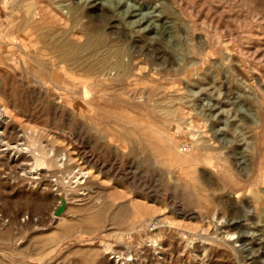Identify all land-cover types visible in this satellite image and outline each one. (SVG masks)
Returning a JSON list of instances; mask_svg holds the SVG:
<instances>
[{"label": "rangeland", "instance_id": "374dc122", "mask_svg": "<svg viewBox=\"0 0 264 264\" xmlns=\"http://www.w3.org/2000/svg\"><path fill=\"white\" fill-rule=\"evenodd\" d=\"M9 1L0 264H264V0L39 2L53 44L97 30L114 46L120 35L137 93L126 82L92 90L87 65L51 78L36 28L29 54L7 43Z\"/></svg>", "mask_w": 264, "mask_h": 264}, {"label": "bare ground", "instance_id": "6f19581e", "mask_svg": "<svg viewBox=\"0 0 264 264\" xmlns=\"http://www.w3.org/2000/svg\"><path fill=\"white\" fill-rule=\"evenodd\" d=\"M7 1V0H6ZM42 1V0H21L19 2V0H12V1H9L12 5V12L9 13V16L7 18V26L6 28L3 29V32H4V35H5V32H12V31H15L17 33V35H14L11 34V37H10V41H8L7 43L10 44V45H16L17 47H19V49L23 50L24 52H26V54L30 53V51H28V47L30 45H27L28 43V40H29V37L32 35V33L30 32L32 28H36V36L41 40L42 39H45V42H46V45L45 47L47 46H51V56L48 57V61L47 59L44 58V62L41 60V62H43V64L40 62V64H42V66L40 65V67H42V69H44L45 73H47L51 78L55 75V74H58L56 75L57 77H62L66 74H68L70 71L68 68H64V65L65 66H68L70 69H73V68H78L79 69V66H82V65H87L89 67V70L92 72V90H94L95 88H99V91L101 90L102 88V91H103V88H109V85L112 84L113 82H126L125 85L126 88H129L130 90L132 91H135L136 90H133L131 88H133L134 86H136L140 81V79L138 80L136 77V66H134V59L132 56L131 59L129 60H125L124 59V56L127 55L129 53L128 49L124 46V39H122V37L119 35V39L118 40H121V42L124 44H122L121 42H118V43H121V44H114V46H111V45H108V43L105 42L106 40V37L104 34L102 33H97V34H94L97 32V30L92 33L91 35H88L86 38V41L79 45H75V44H71L70 42L71 41H62L61 43H54V41H56L55 39V33L53 31H51L54 27H50V26H44L43 23L41 25V23L37 22L38 21V18L36 19V16L37 15H40L41 16V19L43 18H46L44 17V13L41 11V9L43 7H39L38 4H40L39 2ZM48 1V0H47ZM52 1V0H51ZM72 8V6L70 7ZM73 10V8L71 9V11ZM16 11L17 14L15 13ZM44 11V10H43ZM51 11V10H50ZM75 11V8L74 10ZM52 12V11H51ZM45 13H47L45 11ZM11 16H14L13 19ZM52 18V16H51ZM54 18V17H53ZM52 18V19H53ZM74 18V17H73ZM40 19V20H41ZM50 19V18H49ZM70 19V18H69ZM78 19V17H75L74 18V21ZM56 20V19H54ZM73 20V19H72ZM43 21V20H41ZM57 21V20H56ZM51 22H55V21H51ZM91 31V30H90ZM92 32V31H91ZM9 36V35H7ZM6 36V37H7ZM37 38V39H38ZM16 39L18 40L17 43L16 42ZM38 39V40H39ZM66 39V38H65ZM108 40V39H107ZM40 41V40H39ZM44 41V40H43ZM126 41V40H125ZM2 42L0 40V51L2 52ZM31 42V41H30ZM41 42V41H40ZM64 42V43H63ZM32 43V42H31ZM73 43V42H72ZM112 44V43H110ZM118 44V45H117ZM27 47V48H26ZM44 47V48H45ZM185 47V46H184ZM42 48V47H41ZM40 48V49H41ZM47 49V48H46ZM186 49V48H185ZM42 51V53L45 52V50H43V48L40 50ZM184 51V50H183ZM20 52V50H19ZM35 52V51H34ZM38 52V51H36ZM185 52V51H184ZM183 52V55H185V53ZM40 54H42L41 52H38ZM131 53V52H130ZM37 54V53H36ZM132 54V53H131ZM43 55V54H42ZM49 55V54H48ZM47 55V56H48ZM1 56H3L2 54H0V61H1ZM44 56V55H43ZM46 56V55H45ZM186 56V55H185ZM184 56V57H185ZM190 56V55H189ZM17 57V56H16ZM16 57H11L13 60L16 58ZM20 57V56H19ZM5 58V57H4ZM18 58V57H17ZM21 58L23 59V56H21ZM32 58V57H31ZM186 58V57H185ZM191 58V57H190ZM34 61L37 62V60L39 58H34ZM26 60V59H25ZM38 60V62L40 61ZM134 60V61H133ZM9 61V60H8ZM18 61V60H17ZM24 61V60H23ZM50 61V65H49V62ZM187 62H190L191 64L193 63V60H189L188 59V54H187V59H186ZM2 62V61H1ZM13 62V61H11ZM16 62V61H14ZM27 62V61H26ZM30 62V61H29ZM198 62V61H197ZM196 63V62H195ZM9 64V63H8ZM17 64V63H16ZM28 64V63H27ZM38 64V63H37ZM189 64V63H188ZM190 64V65H191ZM194 64V63H193ZM25 65V64H24ZM32 65V64H30ZM39 65V64H38ZM29 66V65H28ZM33 66V65H32ZM35 66V65H34ZM33 66V67H34ZM37 66V65H36ZM35 66V67H36ZM75 66V67H73ZM14 67V66H13ZM12 67V69H13ZM32 67V68H33ZM39 67V68H40ZM16 68V67H15ZM38 68V66L36 67ZM11 69V68H10ZM17 69V68H16ZM83 69V68H81ZM77 70V69H76ZM88 70V69H87ZM15 71V69H14ZM11 72V71H10ZM36 72V71H35ZM185 72V71H184ZM14 73V72H13ZM43 73V72H42ZM45 73H44V76H45ZM71 73V72H70ZM17 74V73H16ZM37 74H38V71H37ZM40 77V76H39ZM46 77V76H45ZM208 79V78H207ZM53 81V80H52ZM39 82V81H38ZM149 82V81H148ZM117 84V83H116ZM119 84V83H118ZM43 86V85H42ZM122 86V85H121ZM198 86V84H197ZM112 88V87H110ZM125 88V87H124ZM127 90V89H126ZM205 90V89H204ZM98 91V90H97ZM108 92V91H107ZM131 92V91H130ZM115 93V92H114ZM107 94V93H106ZM125 94V93H124ZM153 94V93H152ZM155 94V93H154ZM104 95V94H103ZM96 96V95H95ZM151 97H153L151 95ZM153 99V98H151ZM174 99V98H173ZM166 101V100H165ZM96 102V101H95ZM93 101V98H92V106L93 104L95 103ZM157 102V101H156ZM222 102V101H221ZM137 103V102H135ZM140 103V102H139ZM171 100L167 101L164 105H161L162 106V111H164V116L163 117H169L170 116V113L173 111V108L171 107ZM103 104V103H102ZM131 104H134L131 103ZM141 104H146L145 102L143 103H140L138 106H140ZM159 104V103H158ZM191 104V103H190ZM195 104V103H194ZM124 105V104H122ZM151 106H154L155 104L152 103L150 104ZM135 106V104H134ZM143 106V105H141ZM204 106L203 104L200 105V107ZM145 107V106H144ZM146 108V107H145ZM154 108V107H152ZM156 108V107H155ZM160 108V107H158ZM149 109V108H148ZM3 108L0 107V120H3V121H6V119L4 118L5 117V114L2 112ZM150 110V109H149ZM154 110V109H153ZM158 112V111H156ZM172 114V113H171ZM7 115V114H6ZM172 116V115H171ZM163 119V118H162ZM2 121V122H3ZM3 124V123H2ZM236 125V126H235ZM233 127H234V135H236L237 137H239V139H245L247 138L246 137V134H245V130L243 131V129L239 126H237V124H235ZM240 125V124H238ZM5 126V125H4ZM5 130V129H4ZM4 130H2V132L0 131V135L4 132ZM7 131V130H6ZM11 131V130H10ZM13 132V131H12ZM4 135V134H3ZM7 135V133H6ZM5 136V135H4ZM10 136V135H9ZM4 139V138H3ZM145 139V138H144ZM247 143V142H246ZM192 148V147H191ZM190 148V150H191ZM205 150V152L201 155V153H199V158L197 159H200V161L202 160L201 158L203 156L205 157H208V151L209 149L206 148V146H204L203 148ZM189 150V151H190ZM186 153V152H185ZM186 155H192V154H186ZM207 159V158H205ZM208 161H210V158L207 159ZM40 161V160H39ZM203 161V160H202ZM206 161V160H204ZM200 163V162H199ZM207 163V161H206ZM192 164V163H190ZM212 165V164H211ZM168 166V165H167ZM171 172V171H170ZM42 181V180H41ZM207 185V183H206ZM200 187V186H199ZM211 187V186H210ZM208 187V188H210ZM46 188V187H45ZM203 189V188H202ZM67 193V192H66ZM260 196L257 194V197ZM206 198V197H205ZM260 198H262L260 196ZM257 199V198H256ZM260 200V199H258ZM66 200H64L65 202ZM61 203V202H60ZM100 210V209H99ZM102 211V209H101ZM58 216L61 215L60 214H57ZM103 216V215H102ZM96 219V218H95ZM120 219V218H119ZM158 240V239H157ZM126 258V257H125Z\"/></svg>", "mask_w": 264, "mask_h": 264}, {"label": "built area", "instance_id": "2783aa9c", "mask_svg": "<svg viewBox=\"0 0 264 264\" xmlns=\"http://www.w3.org/2000/svg\"><path fill=\"white\" fill-rule=\"evenodd\" d=\"M188 148V145H184L183 146V149H187ZM162 225V222H161V218H155L151 221L150 223V229L153 230V229H157L158 227H160Z\"/></svg>", "mask_w": 264, "mask_h": 264}, {"label": "water", "instance_id": "95a60500", "mask_svg": "<svg viewBox=\"0 0 264 264\" xmlns=\"http://www.w3.org/2000/svg\"><path fill=\"white\" fill-rule=\"evenodd\" d=\"M59 212H60V210L57 211V213H59Z\"/></svg>", "mask_w": 264, "mask_h": 264}]
</instances>
